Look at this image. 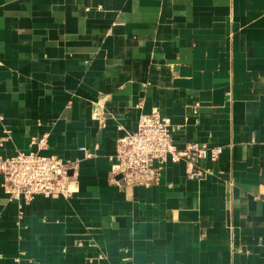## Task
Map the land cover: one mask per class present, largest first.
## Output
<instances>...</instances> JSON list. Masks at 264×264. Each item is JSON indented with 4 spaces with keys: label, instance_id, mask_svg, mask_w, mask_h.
I'll use <instances>...</instances> for the list:
<instances>
[{
    "label": "crops",
    "instance_id": "1",
    "mask_svg": "<svg viewBox=\"0 0 264 264\" xmlns=\"http://www.w3.org/2000/svg\"><path fill=\"white\" fill-rule=\"evenodd\" d=\"M152 112L180 149L222 146L207 174L113 177ZM18 152L74 161L75 192L19 208L0 173V264H264V0H0V157Z\"/></svg>",
    "mask_w": 264,
    "mask_h": 264
},
{
    "label": "built area",
    "instance_id": "2",
    "mask_svg": "<svg viewBox=\"0 0 264 264\" xmlns=\"http://www.w3.org/2000/svg\"><path fill=\"white\" fill-rule=\"evenodd\" d=\"M179 130L180 126L171 125L158 112L142 114L137 130L127 132L117 140L116 153L111 156L113 177H120L128 187L149 188L160 183L164 164L171 158L186 161L191 178H202L208 170L202 169L200 163L217 162L223 148L187 143L180 149L173 138L174 132ZM74 170V161L38 152H18L9 158L0 157L3 189L10 200L19 202V208L37 196L70 197L75 192Z\"/></svg>",
    "mask_w": 264,
    "mask_h": 264
}]
</instances>
